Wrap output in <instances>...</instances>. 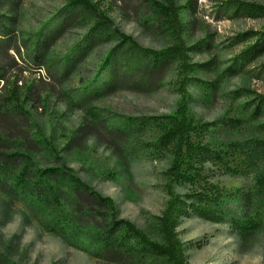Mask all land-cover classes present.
<instances>
[{
  "label": "rangeland",
  "instance_id": "1",
  "mask_svg": "<svg viewBox=\"0 0 264 264\" xmlns=\"http://www.w3.org/2000/svg\"><path fill=\"white\" fill-rule=\"evenodd\" d=\"M90 1L110 19L108 32L115 28L154 51L172 44L162 19L142 1ZM237 1L264 6V0H176L183 40L193 49L191 62L202 66L192 76L203 85L189 86V115L213 124L193 140L213 148L232 143L237 149L224 166L205 163L202 178L223 192L249 193L256 202L255 180L264 162L261 148L254 146L264 142V50L234 64L256 44L253 35L264 31V16L233 15L224 5ZM65 5L66 0H0V21L14 48L0 40L5 74L0 154L21 156L6 164L0 159V264H164L132 240L105 250L96 237L113 222L127 220L151 241H162L158 219L167 202L164 173L171 151L156 143L178 101L177 62L156 73L117 75L114 86L94 92L99 66L117 44L107 36L63 76L69 52L96 21L87 15L63 29L46 49L42 68L34 69L15 49L22 55L38 29ZM82 92L88 95L77 106L75 95ZM25 166L29 174L21 187L17 178ZM46 168L64 172L39 178L37 171ZM69 175L110 199L113 209L74 189ZM49 190L57 191V200ZM188 191V186L174 188L179 194ZM229 210L235 215L244 209L231 203ZM176 232L187 264H264V218L243 237L228 222L209 223L194 215L180 218Z\"/></svg>",
  "mask_w": 264,
  "mask_h": 264
},
{
  "label": "trees",
  "instance_id": "2",
  "mask_svg": "<svg viewBox=\"0 0 264 264\" xmlns=\"http://www.w3.org/2000/svg\"><path fill=\"white\" fill-rule=\"evenodd\" d=\"M148 5L152 14L162 19L163 24L172 36V44L159 50L144 49L126 34L120 33L117 29L111 32V21L105 14L100 11L96 3L90 0H66V5L57 11L50 21L43 24L33 35L32 45L25 48L23 54H19V48L15 49L21 59L28 62L34 69L39 70L43 66L45 51L55 38L63 31L66 26H71L77 17L93 16L96 18L94 25L89 28L88 32L69 52V61L62 67L65 76L66 71L72 70V62H79L84 59L89 51L97 44L109 36L117 41L112 47L99 66V70L91 87L95 91H101L106 86H114L117 75L132 76L144 73H156L172 61L177 62V104L171 116L166 117V122L160 130V136L157 139V148L168 149L171 151V161L165 171V189L167 194L166 205L159 215L158 227L162 236V241L155 243L151 241L146 234H142L129 221L119 220L102 233H97L98 244L102 249H109L114 245H121L123 241H134L141 246V250L147 251L153 257L163 260L164 264H187L183 242L176 232L180 218L197 216L198 218L222 224L228 222L231 228L240 236H248L254 230L260 227L264 214L261 201L264 197V162L259 176L256 178L254 194L256 202L249 193L241 190L223 192L220 188L212 183L205 182L202 178V172L205 163L224 166L232 152H237L235 145L227 143L223 148H213L211 144H204L193 140V136L198 133L205 135L212 123H201L189 115V107L192 102L189 94L191 84L203 85L201 81L193 77V73L202 68L191 62L190 53L192 47H187L183 40L185 27L182 17L180 16L182 7L176 0H165L159 2L156 0H140ZM224 5L231 10L235 16H246L248 18L264 16V6L249 4L243 2H227ZM1 19V17H0ZM5 23L0 21V40L8 42V47H12L7 33ZM256 44L239 56V61L235 66L242 65L245 61L255 56L256 53L264 50V31L255 32L253 35ZM231 71V69H227ZM61 75V76H62ZM5 74L0 69V82H4ZM88 94L86 92L75 95V104L80 106L83 99ZM255 144V143H254ZM260 147L264 156V142H258L254 145ZM21 158L18 154H0L2 164H6L13 158ZM2 168V167H1ZM28 166L23 168L17 184L21 187L26 185V177L29 174ZM4 171L0 170V172ZM64 171L55 168H46L37 171L38 177L55 178L59 173ZM69 180L74 189L88 192L97 202L108 205L113 209V202L110 199L102 198L90 188L83 185L77 177L69 175ZM202 185H198V182ZM176 185L188 186L189 191L186 194L174 192ZM50 191L52 198L57 200V191ZM235 203L239 210L235 215L229 210V205ZM118 230H122L120 235Z\"/></svg>",
  "mask_w": 264,
  "mask_h": 264
}]
</instances>
